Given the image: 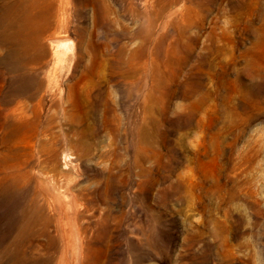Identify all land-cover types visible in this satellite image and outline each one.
Returning a JSON list of instances; mask_svg holds the SVG:
<instances>
[{
    "label": "rangeland",
    "instance_id": "rangeland-1",
    "mask_svg": "<svg viewBox=\"0 0 264 264\" xmlns=\"http://www.w3.org/2000/svg\"><path fill=\"white\" fill-rule=\"evenodd\" d=\"M88 1L0 0V264H264V0Z\"/></svg>",
    "mask_w": 264,
    "mask_h": 264
},
{
    "label": "bare ground",
    "instance_id": "bare-ground-1",
    "mask_svg": "<svg viewBox=\"0 0 264 264\" xmlns=\"http://www.w3.org/2000/svg\"><path fill=\"white\" fill-rule=\"evenodd\" d=\"M102 1L89 0L87 3L92 6L94 16L97 17V19L99 18L103 24L107 25L110 24V11L109 8L105 7ZM176 2V0H140L139 5L145 9L150 20H162L163 17L167 18V12L170 8L169 6L172 5V3L176 4ZM140 6H136L135 3L130 4V9L133 15L141 16L143 14ZM107 39L101 42L92 41L89 48V56L93 61L98 60L99 58L101 73L106 72L111 75H117L119 70L123 68L120 62V56L124 55L127 47L122 46L114 51L111 47V40ZM124 68L125 72L133 71L134 59L132 57L125 60ZM87 71L92 73L94 70L89 67ZM88 77L89 75L86 78Z\"/></svg>",
    "mask_w": 264,
    "mask_h": 264
}]
</instances>
